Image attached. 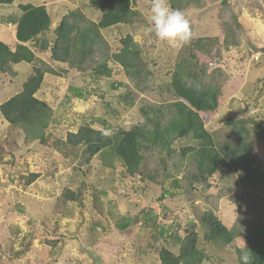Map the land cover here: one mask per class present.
Masks as SVG:
<instances>
[{
	"label": "rangeland",
	"instance_id": "374dc122",
	"mask_svg": "<svg viewBox=\"0 0 264 264\" xmlns=\"http://www.w3.org/2000/svg\"><path fill=\"white\" fill-rule=\"evenodd\" d=\"M222 1L208 0L204 8H188L185 12L193 39L221 40L223 23L231 22L232 16L239 25L238 46H215L210 56L200 57L224 91L216 112L202 118L204 127L212 135L215 149L232 159H227L230 170H220L210 179V188L190 185L189 177L196 171L193 154L185 159L177 155L181 148L195 146L192 140L174 143L177 154L170 155L166 168L160 163V154L144 153V169L161 173L159 182L164 173L172 176L163 186L170 188L173 179L180 180L179 187L173 189L176 196L163 200L159 185L125 177L115 159L105 156L103 160L99 154L85 165L79 151L61 153L54 147V139L64 140L67 132L85 124L108 134L145 124L142 110L173 101L166 84L184 43L161 42L146 33L152 0H133L134 9L141 14L133 25L100 31L109 57L120 50V39L126 35L140 46L152 74L139 88L119 67L109 78L96 80L88 72L54 63L49 53H36L32 64L14 65V78L0 77L1 104L21 91L33 67L46 64L59 73L66 69L62 76L45 73L35 94L53 110L58 121L49 126L47 147L26 142L19 130L0 117V146L4 148L0 160V264H159L157 250L165 246L177 252L176 237L191 231L198 234L199 249L207 256L203 264H240L238 250H247L248 240L264 245L258 233L264 235V178H258L257 183L240 182L243 159L232 153L238 149L235 131L240 125L227 124L229 120L247 119L264 123V0H225L226 5L221 6ZM26 4L46 8L51 18L50 31L44 34L48 40L69 12L82 15L75 20L79 26L97 23L100 17L99 12L89 9L87 0H15L9 6L0 5V40L8 46L15 43L10 19L19 17L18 6ZM70 88L80 90L84 98L77 99ZM125 97L132 106L126 105ZM250 144L256 158L252 168L264 175V143L250 140ZM30 174L38 178L26 185L24 178ZM65 188L81 191L80 201L62 202ZM142 210L150 211L174 236L160 237L137 223L126 230L117 229L121 218L142 219ZM207 211L218 215L240 236L230 245L204 243L206 229L199 218ZM96 222L102 228L96 227ZM152 240L153 247H149Z\"/></svg>",
	"mask_w": 264,
	"mask_h": 264
},
{
	"label": "trees",
	"instance_id": "16d2710c",
	"mask_svg": "<svg viewBox=\"0 0 264 264\" xmlns=\"http://www.w3.org/2000/svg\"><path fill=\"white\" fill-rule=\"evenodd\" d=\"M15 0H0L1 6H9ZM208 0H170L171 7L180 9L184 13L188 8L202 9ZM89 9L99 12L97 23L85 22L84 26L76 24L75 20L82 18L80 14L69 12L53 31L51 40L45 39L44 34L50 31L51 18L43 5H19L20 16L11 18L15 29V43L7 45L0 40V77L7 75L16 77L13 66L20 63L32 64L36 61V53H49L54 63L66 65L68 69L79 72H88L96 80L109 78L115 67H119L129 78L136 82V87L144 84L151 76L147 61L142 56L140 46L131 35L120 39V50L111 57L108 55L106 42L100 31L117 25H133L140 20L141 14L134 9L133 0H87ZM226 1L221 2L225 6ZM233 20V21H232ZM225 34L219 37H203L193 39L183 44V52L175 63L167 91L172 94L173 101L156 108L149 107L144 111L145 124L135 125L129 130H118L105 135L104 131L95 130L90 125L78 126L76 131L67 132L65 139H54L57 151L72 153L79 151L82 163L88 165L97 155L101 159L110 157L120 162L125 177H139L143 182L159 185L162 194L175 197L174 186L179 187L180 180L173 179L171 187L163 186L164 181L172 178L164 173L159 182L158 171L145 170L144 153L154 151L161 155L163 166L170 155L176 153L172 146L178 140H192L195 146H185L178 150L180 158L185 159L193 154L195 173L190 178V185H201L210 188V179L220 170H230V157L226 153H219L215 149L212 135L204 127L203 117L214 114L223 95V88L216 75L207 72V68L200 60L201 56H210L215 46L236 47L239 44L237 31L239 25L232 16L231 22L223 23ZM237 28V29H236ZM191 30V28H190ZM53 68L42 64L33 67L32 73L23 83L21 91L0 104V117L11 128L20 131L23 139L30 143H39L48 146L51 139L49 126L56 124L53 110L43 101L35 97L41 88L44 74L62 76ZM79 100L84 98L78 89L70 88ZM124 98L127 106L131 101ZM151 114V116H149ZM165 122V125L163 124ZM228 125H240L235 131L238 149L232 151L233 156L243 159L241 183H257L258 178H264L256 168H252L256 158L251 152L250 140L264 143V123L256 120H229ZM4 155V148L0 146V160ZM163 155V156H162ZM229 159V161L227 160ZM112 166V165H110ZM37 174H30L24 178L26 185L33 183ZM81 191L63 189L60 199L64 203L80 201ZM98 200V199H97ZM95 199V202L97 201ZM161 202V201H160ZM98 203V201H97ZM142 210V219L121 218L116 224L117 229L126 230L132 223L140 224L144 229L154 231L163 238H170V229L166 230L157 222L156 216L150 211ZM204 227V243L230 245L239 232L228 229L211 211L204 212L199 218ZM102 228L98 222L94 224ZM264 240V235L259 232ZM151 235V234H150ZM174 236V235H173ZM149 247H153L151 241ZM248 240L247 251L251 256V264H264V245L260 246ZM177 252L168 247L157 250L159 264H203L207 259L199 249V237L191 231L184 237H176ZM52 246L53 242H50ZM238 254L241 255L240 250ZM242 264L241 259L239 260Z\"/></svg>",
	"mask_w": 264,
	"mask_h": 264
},
{
	"label": "clouds",
	"instance_id": "9594fccd",
	"mask_svg": "<svg viewBox=\"0 0 264 264\" xmlns=\"http://www.w3.org/2000/svg\"><path fill=\"white\" fill-rule=\"evenodd\" d=\"M149 11V24L145 30L147 34L161 42H190L192 34L189 21L182 10L171 7L170 0H152ZM240 259L242 264H251L252 258L247 250H242Z\"/></svg>",
	"mask_w": 264,
	"mask_h": 264
},
{
	"label": "crops",
	"instance_id": "0c3cea01",
	"mask_svg": "<svg viewBox=\"0 0 264 264\" xmlns=\"http://www.w3.org/2000/svg\"><path fill=\"white\" fill-rule=\"evenodd\" d=\"M14 29H15V27H14ZM14 35H15V33H14Z\"/></svg>",
	"mask_w": 264,
	"mask_h": 264
},
{
	"label": "bare ground",
	"instance_id": "6f19581e",
	"mask_svg": "<svg viewBox=\"0 0 264 264\" xmlns=\"http://www.w3.org/2000/svg\"><path fill=\"white\" fill-rule=\"evenodd\" d=\"M218 216V215H217Z\"/></svg>",
	"mask_w": 264,
	"mask_h": 264
}]
</instances>
